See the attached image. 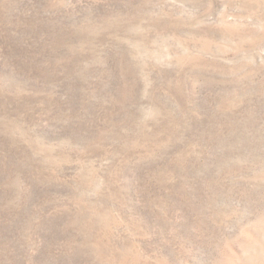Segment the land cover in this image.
Instances as JSON below:
<instances>
[{
    "label": "rangeland",
    "instance_id": "obj_1",
    "mask_svg": "<svg viewBox=\"0 0 264 264\" xmlns=\"http://www.w3.org/2000/svg\"><path fill=\"white\" fill-rule=\"evenodd\" d=\"M0 264H264V0H0Z\"/></svg>",
    "mask_w": 264,
    "mask_h": 264
}]
</instances>
